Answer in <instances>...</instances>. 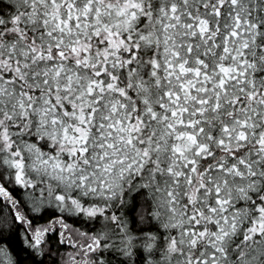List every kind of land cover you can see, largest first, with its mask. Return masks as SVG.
Segmentation results:
<instances>
[{
	"label": "snow or ice",
	"instance_id": "1",
	"mask_svg": "<svg viewBox=\"0 0 264 264\" xmlns=\"http://www.w3.org/2000/svg\"><path fill=\"white\" fill-rule=\"evenodd\" d=\"M0 264H264V0H0Z\"/></svg>",
	"mask_w": 264,
	"mask_h": 264
},
{
	"label": "trees",
	"instance_id": "2",
	"mask_svg": "<svg viewBox=\"0 0 264 264\" xmlns=\"http://www.w3.org/2000/svg\"><path fill=\"white\" fill-rule=\"evenodd\" d=\"M45 219H47V218H45ZM77 226L82 227V228H84L85 230H86L88 227H90V225H87V224H81L80 222H77Z\"/></svg>",
	"mask_w": 264,
	"mask_h": 264
}]
</instances>
